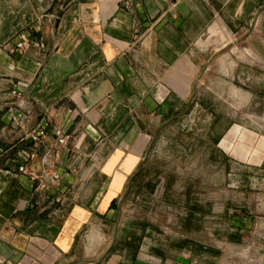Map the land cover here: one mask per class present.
<instances>
[{
  "label": "crops",
  "instance_id": "0c3cea01",
  "mask_svg": "<svg viewBox=\"0 0 264 264\" xmlns=\"http://www.w3.org/2000/svg\"><path fill=\"white\" fill-rule=\"evenodd\" d=\"M0 44V264H220L264 238V0H0Z\"/></svg>",
  "mask_w": 264,
  "mask_h": 264
},
{
  "label": "rangeland",
  "instance_id": "374dc122",
  "mask_svg": "<svg viewBox=\"0 0 264 264\" xmlns=\"http://www.w3.org/2000/svg\"><path fill=\"white\" fill-rule=\"evenodd\" d=\"M226 36H227V33H226ZM215 37H217L219 39L218 36H215ZM231 39L234 40V38H231ZM231 39L226 38V40H222V39L221 40L228 43L231 41ZM245 50L246 49H242V50H241V48L238 49V51H240V52H238V54L245 57V55H244ZM222 191H224V190H222ZM222 195H224L223 192H222ZM238 197H239V195H238ZM254 203H255V201H254ZM254 207H255V205H253V209H254ZM235 210L236 211H233V214H235V215H240L243 217L247 215L245 213V207H240V208H237ZM254 210L257 212V215H260L259 209H254ZM250 241L255 242L257 244V246H260L262 241L264 243V238L262 239L260 237V235L257 234V235H253L252 238L250 237L249 240L247 242H245V244L244 243H238L239 248H220L221 252H220V254H218L220 257L219 258L220 264H260V262H259L260 253L258 252L259 247L258 248H252V250H251L253 253V256H254V260L251 261V260L247 259V257H249V255H251V253L248 252L249 248H245L246 247L245 245H249ZM255 257H256V259H255Z\"/></svg>",
  "mask_w": 264,
  "mask_h": 264
},
{
  "label": "built area",
  "instance_id": "2783aa9c",
  "mask_svg": "<svg viewBox=\"0 0 264 264\" xmlns=\"http://www.w3.org/2000/svg\"><path fill=\"white\" fill-rule=\"evenodd\" d=\"M29 45L39 46V45H41V43L39 40L32 38L30 35H28L26 33H22L20 35L19 41L15 44V47L22 49V48H26ZM3 47H4V45L0 44V49H2ZM48 125H49V122L44 121L43 124H41L39 127L32 129V130H29L26 133L27 137L31 138L33 140V142H35V143L41 142L43 139H45L48 136V131H47ZM53 134H54L57 142L60 145H66L68 143V140L70 139V134H68L61 127H57L55 129H53ZM20 169L22 171L26 170L25 167H21Z\"/></svg>",
  "mask_w": 264,
  "mask_h": 264
},
{
  "label": "bare ground",
  "instance_id": "6f19581e",
  "mask_svg": "<svg viewBox=\"0 0 264 264\" xmlns=\"http://www.w3.org/2000/svg\"><path fill=\"white\" fill-rule=\"evenodd\" d=\"M225 27V26H223ZM211 33L213 36H218L219 39L221 40H226L227 36H226V32H225V29L223 30V28L221 29V27H218L217 25L213 26L211 28ZM244 55L245 57H253V58H256V55L254 52H252L251 49H246L244 51ZM234 88V87H233ZM237 89V88H236ZM235 90V89H234ZM236 92V91H235ZM243 92V91H242ZM240 93V92H239ZM243 97V96H242ZM245 97V96H244ZM243 101V100H242Z\"/></svg>",
  "mask_w": 264,
  "mask_h": 264
}]
</instances>
